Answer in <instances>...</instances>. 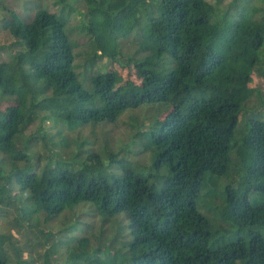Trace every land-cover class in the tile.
I'll return each mask as SVG.
<instances>
[{"label": "trees", "instance_id": "obj_1", "mask_svg": "<svg viewBox=\"0 0 264 264\" xmlns=\"http://www.w3.org/2000/svg\"><path fill=\"white\" fill-rule=\"evenodd\" d=\"M61 1L58 13L37 5L28 21L9 10L0 20L14 38L0 60V101L12 102L0 109V212L17 202L22 219H49L88 202L108 226L121 212L129 219L130 264H264V113L254 108L241 130L239 123L251 97L261 95L251 83L264 73V0H233L224 9L222 0H85L87 84L67 28L74 7ZM120 37L137 47L126 62L140 83L129 90L114 87L116 71L93 69L96 58L120 61ZM143 103L168 107L150 138L154 166L169 173L159 189L129 167L108 180L111 163L95 152L70 162L46 158L33 149V139L46 140L39 130L23 138L36 120L75 130ZM207 173L229 180L222 216L238 230L225 243L211 241L197 206ZM6 238L0 234V264L7 263Z\"/></svg>", "mask_w": 264, "mask_h": 264}, {"label": "rangeland", "instance_id": "obj_2", "mask_svg": "<svg viewBox=\"0 0 264 264\" xmlns=\"http://www.w3.org/2000/svg\"><path fill=\"white\" fill-rule=\"evenodd\" d=\"M207 1L213 4L216 2V0ZM232 1L222 0L220 7L222 9L229 7ZM67 2L74 7L68 15L67 28L71 38L77 42L75 48L77 71L87 84L89 72L84 67L89 61L91 49L89 35L80 27L89 23L86 15L88 6L85 0H67ZM37 5L58 13L62 1L0 0V20L9 10L28 21ZM13 41V36L0 27V60L7 57L2 47L8 46ZM118 47L119 62L104 57L96 58L93 69L116 71L119 79L114 87L119 86L123 90H129L133 85L140 83L135 68L127 65L126 62L128 56L135 54L137 47L131 37H120ZM262 70L264 71V65ZM251 85L255 86L261 95L258 96L256 93L258 97H251L252 103L242 109L239 116L240 130L244 126L247 111L258 108L264 113L262 102L264 73L256 72ZM11 103L9 99L0 101V109ZM166 109L168 107L164 103H143L136 108L124 110L114 121L90 123L75 130L57 127L49 121L40 123L36 120L23 131V138L39 130V134L46 135V140L33 139V149L46 158L70 162L75 155L82 160L87 153L95 152L105 164L111 163L107 171L108 180L121 175L124 167H129L137 173L148 176L149 182L156 184L159 189L169 173L166 168L154 166L157 149L150 138L151 132L158 127ZM246 131L247 129L244 134ZM234 140H238L237 133L233 142ZM231 155L232 151L230 158ZM235 157L234 154L233 161ZM228 182L225 176L207 173L197 200L199 211L209 220L211 241L215 243L229 241L238 230L232 220L222 216L226 208L224 189ZM15 193L16 188H13L12 194ZM23 216L26 218L22 219L17 202L11 203L8 207L4 206L3 212H0V234L8 236L3 243L7 255L6 264H130L131 254L127 253V241L131 235L128 227L129 219L124 212L113 216L110 226L108 221H103L105 215L88 202L72 209H65L54 218L47 219L40 213H33L29 217L27 214ZM242 233L244 234V231ZM82 238H85L83 241V244L86 243L85 246H81ZM80 252H83V258L72 260L73 254ZM86 255L90 256L93 263L87 262Z\"/></svg>", "mask_w": 264, "mask_h": 264}]
</instances>
